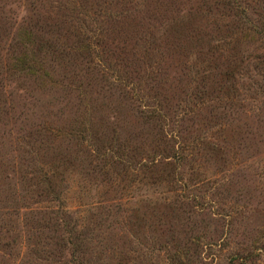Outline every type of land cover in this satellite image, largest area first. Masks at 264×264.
I'll return each mask as SVG.
<instances>
[{
  "label": "rangeland",
  "instance_id": "obj_1",
  "mask_svg": "<svg viewBox=\"0 0 264 264\" xmlns=\"http://www.w3.org/2000/svg\"><path fill=\"white\" fill-rule=\"evenodd\" d=\"M0 264H264V0H0Z\"/></svg>",
  "mask_w": 264,
  "mask_h": 264
}]
</instances>
